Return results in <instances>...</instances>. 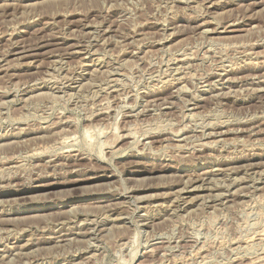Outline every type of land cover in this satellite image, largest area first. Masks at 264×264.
I'll use <instances>...</instances> for the list:
<instances>
[{
    "label": "rangeland",
    "instance_id": "374dc122",
    "mask_svg": "<svg viewBox=\"0 0 264 264\" xmlns=\"http://www.w3.org/2000/svg\"><path fill=\"white\" fill-rule=\"evenodd\" d=\"M0 111V264H264V0H0Z\"/></svg>",
    "mask_w": 264,
    "mask_h": 264
},
{
    "label": "bare ground",
    "instance_id": "6f19581e",
    "mask_svg": "<svg viewBox=\"0 0 264 264\" xmlns=\"http://www.w3.org/2000/svg\"><path fill=\"white\" fill-rule=\"evenodd\" d=\"M107 11V10H106ZM172 11V10H171ZM198 19V18H197ZM239 21V20H238ZM205 24V23H204ZM203 26V25H202ZM190 28V27H189ZM107 29V28H106ZM230 32H233V31H230ZM205 33V32H204ZM10 37V36H9ZM167 39V38H166ZM217 39V38H216ZM228 39V38H227ZM52 40V39H51ZM54 40V39H53ZM98 40V39H97ZM50 41V40H49ZM104 42V41H103ZM105 43V42H104ZM56 44V43H55ZM148 44V43H147ZM48 45H52V44H50L49 42H48V40L46 41V42H44V41H41V42H39V43H36L35 44V46H34V49H33V51H36V50H40V49H43V48H46V47H48ZM56 45H58V44H56ZM53 46V45H52ZM32 48H33V46H32ZM74 48V47H73ZM103 48V47H102ZM23 49V48H22ZM21 49V50H22ZM25 50V49H24ZM32 50V49H31ZM30 50V51H31ZM232 50H233V48H232ZM24 52V51H23ZM25 52H27V51H25ZM194 53V52H193ZM219 53V52H218ZM252 53V52H251ZM31 55H32V53H31ZM28 56V55H27ZM29 57H30V55H29ZM250 57V56H249ZM23 58V57H22ZM181 60V59H180ZM186 71V70H185ZM223 71V70H222ZM261 75V74H260ZM168 81V80H167ZM154 90V89H153ZM186 90V89H185ZM210 90V89H209ZM218 94V93H217ZM3 95V94H2ZM97 95V94H96ZM2 97V96H1ZM36 97V96H35ZM98 97V96H97ZM119 101V100H118ZM203 101V100H202ZM31 105V104H30ZM185 105V104H184ZM154 106V105H153ZM150 109V108H149ZM1 112V111H0ZM136 115V114H135ZM209 115V114H208ZM182 116V115H181ZM253 116V115H252ZM197 117V116H196ZM201 118V117H200ZM192 119V118H191ZM64 129V128H63ZM101 129V128H100ZM115 129V128H114ZM67 130V129H66ZM214 130V129H213ZM70 131V130H69ZM196 131V130H195ZM219 132V131H218ZM213 133H215V132H213ZM222 133V132H221ZM229 133V132H228ZM218 134V133H217ZM130 135V134H129ZM126 136V135H125ZM215 136V135H214ZM50 138V137H49ZM66 138V137H65ZM91 138V137H90ZM185 139V138H184ZM232 144V143H231ZM197 145V144H196ZM242 147V146H241ZM188 148V147H187ZM33 151V150H32ZM37 152V151H36ZM42 152V151H41ZM35 153V152H34ZM230 157V156H229ZM2 162V161H1ZM8 162V161H7ZM188 162V161H187ZM3 163V162H2ZM23 167V166H22ZM223 169V168H222ZM18 170V169H17ZM213 170V169H212ZM261 172V171H260ZM205 173V172H204ZM217 173V172H216ZM249 176V175H248ZM9 178V177H8ZM215 180V179H214ZM189 184V183H188ZM193 184V183H192ZM186 190V189H185ZM261 191V190H260ZM179 200V199H178ZM173 203V202H172ZM177 206V205H176ZM210 212V211H209ZM96 220V219H95ZM98 232V231H97ZM235 240V239H234ZM169 245V244H168ZM167 247V246H166ZM231 249V248H230ZM249 250V249H248ZM138 251V250H137ZM22 254V253H21ZM164 254V253H163ZM168 254V253H167ZM255 254V253H254ZM234 255V254H233ZM93 256V255H92ZM207 257V256H206ZM240 257V256H239ZM263 257V256H262ZM131 259V258H130ZM257 259V258H256ZM90 260V259H89ZM207 260V259H206ZM132 261H134V260H132ZM83 264V263H82Z\"/></svg>",
    "mask_w": 264,
    "mask_h": 264
}]
</instances>
